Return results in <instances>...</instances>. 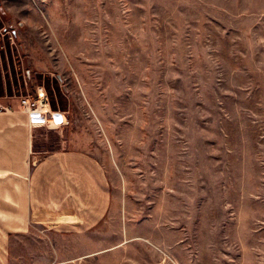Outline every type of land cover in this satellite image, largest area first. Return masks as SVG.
<instances>
[{
	"label": "rangeland",
	"instance_id": "obj_1",
	"mask_svg": "<svg viewBox=\"0 0 264 264\" xmlns=\"http://www.w3.org/2000/svg\"><path fill=\"white\" fill-rule=\"evenodd\" d=\"M37 88L112 209L11 264H264V0H0V103Z\"/></svg>",
	"mask_w": 264,
	"mask_h": 264
},
{
	"label": "crops",
	"instance_id": "obj_2",
	"mask_svg": "<svg viewBox=\"0 0 264 264\" xmlns=\"http://www.w3.org/2000/svg\"><path fill=\"white\" fill-rule=\"evenodd\" d=\"M53 118L55 126L30 121L19 98L0 103V264H11L21 238L88 236L110 216L112 184L104 166L70 143L69 126ZM40 129L58 135L56 148L35 149Z\"/></svg>",
	"mask_w": 264,
	"mask_h": 264
},
{
	"label": "built area",
	"instance_id": "obj_3",
	"mask_svg": "<svg viewBox=\"0 0 264 264\" xmlns=\"http://www.w3.org/2000/svg\"><path fill=\"white\" fill-rule=\"evenodd\" d=\"M42 91V88H37L35 97H31L28 94L19 97L20 105L24 108V111L32 122L43 120L49 109V99ZM64 124H67V121Z\"/></svg>",
	"mask_w": 264,
	"mask_h": 264
}]
</instances>
